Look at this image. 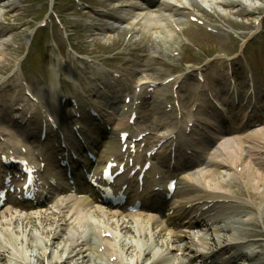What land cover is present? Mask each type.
Here are the masks:
<instances>
[{"label":"bare ground","instance_id":"bare-ground-1","mask_svg":"<svg viewBox=\"0 0 264 264\" xmlns=\"http://www.w3.org/2000/svg\"><path fill=\"white\" fill-rule=\"evenodd\" d=\"M122 5H119L115 8V6H111L108 4L112 10L115 11V13L122 14L124 13L126 16L129 17L131 20V25H134L135 29L138 30L139 27L141 28L142 32H145L147 34V30H150V28L155 27V33L159 32L157 31L159 25V17L160 14L158 11L155 10V0H150V3L145 2L144 6L141 4V2L137 3L135 6L137 8V11L132 10H125L127 6H129L126 2L127 0H121ZM175 1H182L184 4L191 6L192 4H195L197 6L196 9H202L203 13H207L208 10H215L216 5H229V4H235L237 2H242L243 5H245L247 8H254L258 4L257 0H175ZM163 7L171 6L169 2H166L162 5ZM158 9V7H157ZM137 20H140V24H135ZM167 38V37H166ZM1 43V42H0ZM3 44H0V54H3L4 50H7V47ZM179 48L181 47L179 44L177 45ZM229 63L220 62V67L227 69L229 68ZM229 73L224 74V81H223V94L222 96H225L223 102H218L219 107L221 105L222 116L224 117L225 121H227V126L230 128V130H234L235 128H239L241 125L246 126V122H253L260 121L261 114L256 109V95L253 93L250 94L249 97L246 96V93L243 94V91H240V88L242 86L238 85L235 82L231 81V77L228 75ZM217 93V92H216ZM105 94H101V96H104ZM97 99V98H96ZM64 110V108L56 109V111ZM40 115H33L30 120H35ZM23 118L16 119L13 123H9L7 126L9 129L13 128L12 124H16L17 120H20ZM25 121H28V119H25ZM263 122V120H262ZM219 124H224L222 122H219ZM262 126L257 131H253L250 135L247 136H241V137H235L232 142H227L222 145V150L220 151V155H223L225 158V166L219 165V164H212L210 166V169L206 172L199 173L197 178V182L201 188H195L194 190H186L184 191L183 198L186 199V201L179 205L177 207V213L180 218V212L186 211L189 207H191L192 212L196 214V221L200 224L201 227L208 228L210 231V234L214 236V239L210 240H202V244L204 245V249H208L210 253L215 252V250L219 251V255H221L224 252H231L230 257L225 263L232 264L230 262V259H236L238 257H243L244 260H247L250 262V264H254L256 260V251L257 249L261 250V246H258L257 249L252 250L251 245L242 242V238L240 235L234 234L233 231H235V227L237 225L246 226L248 222H246L245 217L242 216V212L238 214V218L230 221L228 224V219L224 218L223 220V226L220 229H218V224L216 221L214 223L211 220V217L215 216L218 219L219 212V203L217 200H226L230 198L229 196L222 193V181H219L217 179L218 170H222V173H225V170L227 173L225 175H230L229 173L234 171L236 174H239L241 177V184L242 186L249 191V194L256 195L257 205H259V201H264V123H261ZM17 126V125H16ZM23 129H26V127H22ZM222 135L224 128L219 130ZM176 165V160L174 161ZM152 169V172H156V166ZM224 171V172H223ZM219 173V172H218ZM238 176V175H237ZM210 189V190H209ZM84 188H79L77 191L82 192L84 191ZM147 188H145V191ZM262 190V191H260ZM134 191V190H133ZM135 192V191H134ZM159 196L158 194H156ZM160 197V196H159ZM198 202L197 206H192V204ZM173 205V204H171ZM208 206L206 211H202L201 209L203 207ZM218 206V207H217ZM209 211H212L213 214H209ZM3 213V212H2ZM1 213V214H2ZM79 219H81V216H79ZM185 218L187 219V223L179 222V227H186L187 225H190L193 221L192 219H195L194 216H192L189 213L185 214ZM57 227H59V224H57ZM31 229H34L33 227H30ZM85 228V226H84ZM58 230V229H57ZM7 231L9 229L7 228ZM157 231H160V227H157ZM221 231V232H220ZM247 236L257 238L256 235L253 233L247 234ZM9 239L10 236L8 235ZM28 237H32L31 233H28ZM195 237H198L196 235ZM146 238V237H145ZM202 236H199L200 240ZM254 243L258 244L260 239H252ZM7 241H10L7 239ZM5 246L0 244V250L4 249ZM25 250V248H23ZM164 247L157 248L156 249V256L161 258L162 262H165L162 259V255L164 253ZM208 251L206 254H209ZM260 252V258L258 262L264 261V253L262 251ZM196 253H200L201 255L204 254V251H196ZM61 259V257H60ZM222 260V259H221ZM26 260H24V263ZM23 263V264H24ZM58 261H55V264H58ZM248 264V263H247ZM264 264V262L260 263Z\"/></svg>","mask_w":264,"mask_h":264},{"label":"rangeland","instance_id":"rangeland-1","mask_svg":"<svg viewBox=\"0 0 264 264\" xmlns=\"http://www.w3.org/2000/svg\"><path fill=\"white\" fill-rule=\"evenodd\" d=\"M106 1L110 0H96L94 3L97 6H103L109 8L106 4ZM258 4L254 6V8H247L243 5L242 2H237L235 5L228 6H220L216 5L215 10H211L212 13L210 15H202L206 20H208L209 24L213 26L216 30H218L217 36H208L205 33L201 32L203 39L199 41L208 40L206 43L207 55L205 51H199V55L203 60H208L209 58H213L216 56H230L239 47L240 42H233L232 33H238L239 35L253 34L251 40H256V38L260 35H264V0H257ZM14 4V3H13ZM12 4V5H13ZM92 3L88 2L87 4L78 3L75 0L63 1L58 5V9L64 12L71 13L73 16L78 17L79 23L74 25V29L80 28V25L86 27L88 20H93L95 16L88 11L90 5ZM42 5L40 0H29L28 4L23 5H14L15 7L12 11L8 12V16L5 15V11L0 9V19L8 20L14 27H16L17 31L25 30L23 27V23L27 25H36L37 15L39 12V8ZM215 11V14L213 13ZM203 14V13H202ZM258 23V24H257ZM259 26L257 29H255ZM27 29V27H25ZM196 30L189 26L188 29L185 30V36L189 42L197 41ZM148 33V32H147ZM144 35H149L144 33ZM151 35V34H150ZM86 37H89L88 40H91V43L88 44L90 48L94 49L96 52H108L112 51L116 47L110 48L112 42L110 40H114L118 37H114L110 39V35H102L98 36L94 33L86 31ZM142 45H146L149 47L150 45L158 46L159 41L155 39L152 34L151 40H145L141 36ZM12 39V38H11ZM110 39V40H109ZM8 41V40H7ZM6 41V42H7ZM15 39L11 41L10 49L5 56H0V60H3L0 70H4L8 64H11L15 57H18V53H11V49L15 48L14 45ZM260 42H257L255 48L250 49L248 46L246 48L245 54L251 57L250 64H254L256 69V91H258L259 95H262V89L264 85L262 84V80L264 79V37L260 39ZM10 42V41H9ZM109 42V44H108ZM248 43V42H247ZM245 44V46L247 45ZM259 43V44H258ZM244 46V48H245ZM187 47V46H186ZM185 48V47H184ZM13 55H16L15 57ZM198 55V54H197ZM198 55V56H199ZM10 57V58H8ZM34 57V64L40 63L41 59ZM44 64V62H42ZM5 71V70H4ZM3 71V72H4ZM229 183L224 187V191L226 194L234 197V208H227L226 211L230 212L235 210L238 213L242 212V216L245 217L244 220L248 222L246 226L238 225V228L235 229L236 235H240L243 238L250 237L247 236L249 233H253L256 236H261L264 239V201H259V205L257 203L256 195L249 194V191L245 189L241 184V177L235 175L233 172H230V175L224 177ZM223 180V177H222ZM231 181H234L233 183ZM262 191V190H260ZM261 251L264 253V241L262 242ZM259 251V250H258Z\"/></svg>","mask_w":264,"mask_h":264}]
</instances>
